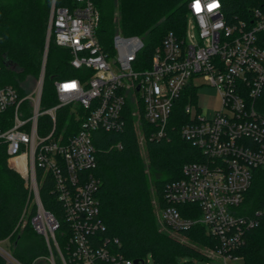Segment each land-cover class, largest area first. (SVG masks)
<instances>
[{
	"label": "built area",
	"instance_id": "built-area-1",
	"mask_svg": "<svg viewBox=\"0 0 264 264\" xmlns=\"http://www.w3.org/2000/svg\"><path fill=\"white\" fill-rule=\"evenodd\" d=\"M72 10L52 0L43 65L33 96L1 82L0 143L10 161L29 176L37 207L31 223L48 245L58 248L59 224L39 197L37 170L50 176L72 230L71 255L79 264H144L117 253L118 240L94 243L104 230L98 192L94 134L122 132L129 117L136 119L140 144L167 141L178 133L198 149V161L182 168V178L165 188L164 226L182 232L196 226L218 241L203 248L208 264L241 259L234 252L258 225V216L240 213L254 170L264 167V8L249 20L232 21L222 0H189L184 36L167 33L148 62L145 42L138 36L116 34L106 51L97 37L101 12L96 0H74ZM51 40L70 52L78 77L56 80L57 104L42 108L41 97ZM202 79L214 87L221 107L207 117L199 106ZM70 119L58 123L60 110ZM11 112L3 130L2 116ZM175 113V116H174ZM145 127V128H144ZM104 242V241H103Z\"/></svg>",
	"mask_w": 264,
	"mask_h": 264
},
{
	"label": "trees",
	"instance_id": "trees-1",
	"mask_svg": "<svg viewBox=\"0 0 264 264\" xmlns=\"http://www.w3.org/2000/svg\"><path fill=\"white\" fill-rule=\"evenodd\" d=\"M188 1L96 0L101 12L97 37L109 51L116 34L138 36L145 42L141 56L148 62L167 33L184 36ZM222 3L225 15L232 21L251 22L255 9L264 8V0H222ZM51 5L52 0H0L1 82L13 86L21 96L26 95L23 82L40 77ZM76 6L74 0H56V7L72 10ZM259 39L264 49V33ZM70 60V52L51 40L41 97L43 109L58 102L56 80L81 74L82 71L71 67ZM261 103L264 110V94ZM11 116V112L2 116L3 130L11 126ZM67 119H70V109L60 110L58 123ZM94 142L97 149L94 175L101 182L98 198L105 227L94 234V243L103 246L109 240L110 247L118 240V254L144 264L148 254L155 264H176L178 257L207 261L202 249H214L218 241L207 234L205 227L196 226L182 232L170 230L173 233L170 235L160 231L156 214L157 208L162 210L166 206L167 184L182 178L185 164L199 160L198 149L175 132L169 142L147 139V164L142 156L136 119L131 116L122 132L97 131ZM150 173L155 176L153 183ZM37 181L43 208L59 224L55 232L58 248L53 242L49 246L45 237L34 230L31 221L37 207L33 203L28 173L13 165L6 145L0 143V243H9L7 250L18 264H79L71 255L72 230L54 192L52 179L43 178V171L37 170ZM257 212H261L258 225L246 234L244 245L234 252L243 264H264V167L254 170L252 185L240 206L243 215L257 217ZM0 264L15 263L0 254ZM98 264L106 263L99 261Z\"/></svg>",
	"mask_w": 264,
	"mask_h": 264
},
{
	"label": "rangeland",
	"instance_id": "rangeland-1",
	"mask_svg": "<svg viewBox=\"0 0 264 264\" xmlns=\"http://www.w3.org/2000/svg\"><path fill=\"white\" fill-rule=\"evenodd\" d=\"M38 80L39 79L35 80V79L28 78L27 80H25V82H23L22 86L26 90V92H25L26 95H28V96L34 95ZM195 83L199 86V89H198L199 106L201 108H203L207 117L210 118L214 115L215 111L219 110L221 107V99H220L219 93L214 87L207 85L202 79L196 80ZM141 146H142L143 159L148 164L149 163V161H148L149 151L147 150L145 143H142ZM154 178H155V176L151 175V173H150V181L152 183L154 182ZM33 203H35V199L33 200ZM28 213L29 212H27L25 214H28ZM156 214H157V218H158L160 231H162L164 233H168L170 235H173V233L164 226V224L162 222V218H161V210L159 208H157ZM8 245H9L8 242L0 243V254H2L9 261H12L15 264H18L12 259L9 251L7 250ZM146 264H155L154 260L152 258V255L148 254L146 256ZM176 264H208V262L205 260H201L199 258H196V257H178L176 260ZM228 264H243V260L242 259L230 260V261H228Z\"/></svg>",
	"mask_w": 264,
	"mask_h": 264
}]
</instances>
